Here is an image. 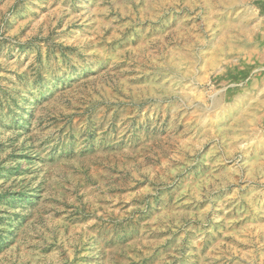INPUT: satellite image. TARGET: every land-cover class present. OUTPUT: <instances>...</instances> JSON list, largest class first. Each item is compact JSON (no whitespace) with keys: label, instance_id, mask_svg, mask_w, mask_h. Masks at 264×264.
I'll return each instance as SVG.
<instances>
[{"label":"rangeland","instance_id":"rangeland-1","mask_svg":"<svg viewBox=\"0 0 264 264\" xmlns=\"http://www.w3.org/2000/svg\"><path fill=\"white\" fill-rule=\"evenodd\" d=\"M0 264H264V0H0Z\"/></svg>","mask_w":264,"mask_h":264}]
</instances>
